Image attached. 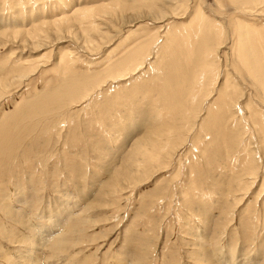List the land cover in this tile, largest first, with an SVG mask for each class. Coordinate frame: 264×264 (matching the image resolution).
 <instances>
[{"label":"rangeland","instance_id":"rangeland-1","mask_svg":"<svg viewBox=\"0 0 264 264\" xmlns=\"http://www.w3.org/2000/svg\"><path fill=\"white\" fill-rule=\"evenodd\" d=\"M0 32V264H264V0H0Z\"/></svg>","mask_w":264,"mask_h":264},{"label":"bare ground","instance_id":"bare-ground-1","mask_svg":"<svg viewBox=\"0 0 264 264\" xmlns=\"http://www.w3.org/2000/svg\"><path fill=\"white\" fill-rule=\"evenodd\" d=\"M42 7V6H41ZM78 12V11H77ZM102 13H105V15L107 14V15H109V16H112L111 15V13L110 12H107V11H102ZM137 17V16H136ZM54 23V22H53ZM49 24V23H48ZM59 26V28L61 29V26L60 25H58ZM64 26V25H63ZM70 26H65V28H64V30L65 31H67L68 30V32H70ZM63 29V28H62ZM50 30V29H49ZM52 31V30H51ZM54 31V30H53ZM85 31H87V30H85ZM93 31V30H92ZM91 30L90 31H88L87 32V34L90 32H92ZM55 32V31H54ZM100 32H101V30H100ZM20 34V32H16L14 35L16 36V34ZM86 33V32H85ZM89 33V34H90ZM0 34H2V32H0ZM69 34V33H68ZM38 34H36L35 36H37ZM91 35V34H90ZM95 35V34H94ZM101 35V34H100ZM53 36V35H52ZM58 36V35H57ZM84 36V35H83ZM92 37H93V34L91 35ZM59 37V36H58ZM85 39V38H84ZM56 40V39H55ZM57 41H59V39L57 38ZM28 44V43H27ZM26 44V45H27ZM91 45V44H90ZM29 46H30V44H29ZM32 47H34V51L36 50V49H39V48H41L42 47V45L41 44H38V43H34V45H31ZM140 56H141V52H137V54H136V57L135 58H137L138 57V59L140 58ZM134 55L132 56V57H130L129 59H128V61H129V64H131V65H133L134 63H136L137 61H136V59L134 58ZM122 70V72H125V71H127V70H123V69H121ZM118 71H120V70H118ZM204 71V70H203ZM202 72V71H201ZM203 73V72H202ZM119 74V73H118ZM118 74H115L116 76L118 75ZM21 75H22V73H21ZM199 75H200V79H202V75L199 73ZM199 75H198V77H199ZM115 76V77H116ZM119 76V75H118ZM122 76V75H121ZM24 77H26V75H23V76H21L20 78L22 79V78H24ZM13 78V77H12ZM18 78H19V76H18ZM19 78V79H20ZM117 78H121V77H117ZM116 78V79H117ZM197 78V77H196ZM16 79V78H15ZM15 79H12L11 81L9 80V82H13V81H15ZM111 79H115L114 77H112ZM199 79V80H200ZM17 81V80H16ZM20 81V80H19ZM197 81V80H196ZM202 81V80H201ZM198 82V81H197ZM198 84V83H197ZM4 85H6L5 83H4ZM200 85V84H199ZM201 89V88H200ZM195 91V90H194ZM193 93V92H192ZM196 93V92H195ZM199 94V93H198ZM195 96H196V94H195ZM198 96V95H197ZM189 98H190V96H189ZM192 99V98H191ZM190 99V102H192V100ZM194 102V101H193ZM193 104V103H192ZM194 116V115H193ZM241 120V119H240ZM262 131V130H261ZM261 131H259V132H261ZM262 133H263V131H262ZM263 135V134H262ZM147 138H150V137H147ZM261 143L264 145V136H262V140H261ZM264 149V148H263ZM261 158H264V156H262ZM154 159H156V158H154ZM255 177V176H254ZM250 178H251V176H250ZM38 242V241H37ZM41 243V244H40ZM38 245H36V246H41V248H42V242H40ZM35 246V247H36ZM35 249H37V247L35 248ZM43 249V248H42ZM39 250V249H38ZM41 250V249H40ZM35 253V252H34ZM36 253H39V252H36ZM40 254V253H39ZM230 256V255H229ZM228 256V257H229ZM227 258V257H226ZM224 259H225V257H224ZM227 259H229V258H227ZM244 259V258H243ZM260 259V258H259ZM36 256H34V264H36ZM239 261V260H238ZM252 262H254V261H252ZM261 262V261H260ZM53 264V263H52Z\"/></svg>","mask_w":264,"mask_h":264}]
</instances>
